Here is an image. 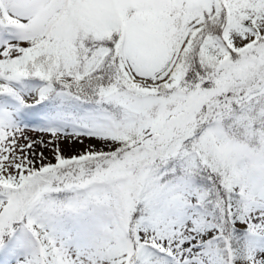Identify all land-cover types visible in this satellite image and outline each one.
Here are the masks:
<instances>
[{
    "label": "snow or ice",
    "instance_id": "1",
    "mask_svg": "<svg viewBox=\"0 0 264 264\" xmlns=\"http://www.w3.org/2000/svg\"><path fill=\"white\" fill-rule=\"evenodd\" d=\"M0 264H264V0H0Z\"/></svg>",
    "mask_w": 264,
    "mask_h": 264
},
{
    "label": "rangeland",
    "instance_id": "2",
    "mask_svg": "<svg viewBox=\"0 0 264 264\" xmlns=\"http://www.w3.org/2000/svg\"><path fill=\"white\" fill-rule=\"evenodd\" d=\"M29 135L33 138V139H36L40 134L38 133H35V132H30ZM45 139H47V137H45ZM89 142L88 141H85V144L84 145H76V147L73 149V148H70V147H67L66 145H62V147L65 148V154L66 155H70V154H76L78 151H83L84 148L87 146ZM38 152L39 151H43L44 152V155L48 158V160H52V162H55L52 158V152H51V148H40L39 146H37V149H36ZM47 162V161H45Z\"/></svg>",
    "mask_w": 264,
    "mask_h": 264
}]
</instances>
